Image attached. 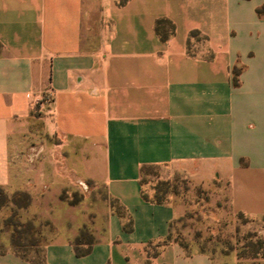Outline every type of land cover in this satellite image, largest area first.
Here are the masks:
<instances>
[{
	"label": "crops",
	"instance_id": "0c3cea01",
	"mask_svg": "<svg viewBox=\"0 0 264 264\" xmlns=\"http://www.w3.org/2000/svg\"><path fill=\"white\" fill-rule=\"evenodd\" d=\"M263 5L0 0V188L30 197L18 216L43 229L44 264H215L169 240L184 210L143 198V166L224 184L264 218ZM3 244L0 264H31Z\"/></svg>",
	"mask_w": 264,
	"mask_h": 264
},
{
	"label": "rangeland",
	"instance_id": "374dc122",
	"mask_svg": "<svg viewBox=\"0 0 264 264\" xmlns=\"http://www.w3.org/2000/svg\"><path fill=\"white\" fill-rule=\"evenodd\" d=\"M172 177L167 181L160 168L148 169L142 176L144 193L151 201L163 200L184 210L172 225L170 240L192 251H206L215 264H264V218L252 220L235 212L224 184L199 186L181 175ZM78 199L75 196L73 200ZM16 200L24 203L20 197ZM8 217L11 213L0 218V250L6 234L13 230ZM12 220L18 222L15 217ZM17 239L21 245L18 251L33 264H40L39 234L23 232Z\"/></svg>",
	"mask_w": 264,
	"mask_h": 264
},
{
	"label": "trees",
	"instance_id": "16d2710c",
	"mask_svg": "<svg viewBox=\"0 0 264 264\" xmlns=\"http://www.w3.org/2000/svg\"><path fill=\"white\" fill-rule=\"evenodd\" d=\"M257 15L259 18H264V5L257 9ZM163 25L165 26V28H164L165 30L162 28ZM156 31H157V34L159 35L160 39L162 41H166L170 35L175 33V26L169 21H158L157 26H156ZM233 74H234V85L239 86L240 70L235 68L233 71ZM152 168H159V167L143 166L141 169V175L143 176L148 169H152ZM19 197L24 200V203L21 204L16 200ZM143 198L146 201H151L147 197V195H145L144 192H143ZM30 202H31L30 197L25 193H17L14 195V197L12 199H10L7 196V194L5 193V191L0 188V210L8 207L10 204L13 205V208L11 210V217L10 218L8 217L7 219H8V222L11 223V224H9L10 227L13 228V230L11 231V244H12L14 251L21 258H23V259L29 261L31 264H33L31 259L22 255L18 251V248H20L21 245H20V243H18L17 237H19L23 232H32L33 234L38 233L39 236L41 237V241H39V244L37 245L38 249L40 250L39 253L41 254L40 264H44V259H43V255H42V236H41L43 229L36 227L32 222H22L18 216V210L27 208L30 205ZM153 202L158 203V204L165 203L163 200H158V199L154 200ZM14 217L18 220L17 223H14V221L12 220ZM21 229H24V230L21 232L20 231ZM125 230L128 231L130 229L128 227H126ZM169 240H170V237H169ZM93 244H94V238L89 233L88 229H86V228L83 229L80 237L77 238V240L74 242V249H75L76 255L78 257H83V256L90 254ZM0 252L4 253V249L0 250Z\"/></svg>",
	"mask_w": 264,
	"mask_h": 264
},
{
	"label": "built area",
	"instance_id": "2783aa9c",
	"mask_svg": "<svg viewBox=\"0 0 264 264\" xmlns=\"http://www.w3.org/2000/svg\"><path fill=\"white\" fill-rule=\"evenodd\" d=\"M47 99H51V94H48Z\"/></svg>",
	"mask_w": 264,
	"mask_h": 264
}]
</instances>
